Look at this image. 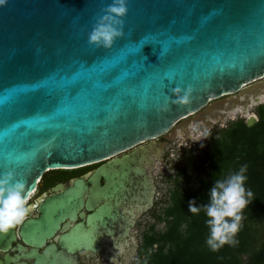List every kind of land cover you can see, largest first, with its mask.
<instances>
[{
    "label": "water",
    "instance_id": "95a60500",
    "mask_svg": "<svg viewBox=\"0 0 264 264\" xmlns=\"http://www.w3.org/2000/svg\"><path fill=\"white\" fill-rule=\"evenodd\" d=\"M111 2L0 5V173L13 172L31 193L49 170L108 159L53 187L39 208L41 239L101 199L118 205L132 195L143 203L139 211L147 210L157 186L146 167L162 160L166 144L155 138H175L178 129L188 133L192 124L210 126L238 107L247 112L264 102V0H128L124 35L110 48L89 44L88 33ZM104 68L114 72L102 79ZM45 78L46 91L4 100L6 90ZM189 85L190 101L174 103L172 89ZM258 119L252 113L246 123ZM111 208L103 204L88 219L101 223ZM88 233L67 238L94 248L96 236ZM64 263L54 248L50 264Z\"/></svg>",
    "mask_w": 264,
    "mask_h": 264
},
{
    "label": "trees",
    "instance_id": "16d2710c",
    "mask_svg": "<svg viewBox=\"0 0 264 264\" xmlns=\"http://www.w3.org/2000/svg\"><path fill=\"white\" fill-rule=\"evenodd\" d=\"M255 111L259 119L252 126L238 118L210 135L203 146L185 151L176 165L168 203L162 212L152 210L156 219L143 233L135 264H264V102ZM242 165H247L245 183L254 193L253 200L243 209L238 243L212 251L206 244L208 226L202 206L208 203L214 180ZM193 198L201 206L198 214L188 211ZM161 221L165 228L158 230Z\"/></svg>",
    "mask_w": 264,
    "mask_h": 264
},
{
    "label": "flooded vegetation",
    "instance_id": "af4514ba",
    "mask_svg": "<svg viewBox=\"0 0 264 264\" xmlns=\"http://www.w3.org/2000/svg\"><path fill=\"white\" fill-rule=\"evenodd\" d=\"M213 101L215 100L211 102ZM191 116L179 120L177 124ZM199 124L206 126L203 122ZM177 131H181V129ZM182 132L185 135L189 133ZM154 140L166 142L162 152L163 160L171 138H166L162 135ZM107 160L83 166L84 168L78 172H74V170H78L77 168L53 169L45 172L28 198V202L35 204L36 207L22 224L10 229L8 233L0 235V264H50L54 248L56 252L59 251L63 254L64 264H128L133 256L138 253V250L140 251L143 233L146 229L142 232L141 238L137 234V229L144 224L143 217L147 213L152 212L156 204V193L154 204L147 210L139 211L143 203L135 200L132 195L122 198L118 205L116 204L117 200L101 199L93 209L85 205L82 208L83 216L78 215L73 220L67 218L62 221L60 227L52 235L45 236L43 239L36 235L37 228L42 227L44 223L42 220L39 221L41 219L40 205L47 196L55 193L53 187L59 183L67 186L71 178L81 177L84 173L94 170L99 164ZM162 160L155 161L160 162ZM146 168L147 171H151L149 166ZM153 180L155 182L154 176ZM104 182V178H101V184H104ZM108 202H111L112 214L106 215V218L101 223L99 222L100 220L96 221V225L94 222H90L88 216ZM79 223L84 226L82 231L80 227L76 229V225ZM71 231L74 234L86 232L87 235H89L88 231H90L95 234L98 244L94 248H86L80 242L72 245L67 238L68 233ZM72 246L74 248L73 251Z\"/></svg>",
    "mask_w": 264,
    "mask_h": 264
},
{
    "label": "clouds",
    "instance_id": "9594fccd",
    "mask_svg": "<svg viewBox=\"0 0 264 264\" xmlns=\"http://www.w3.org/2000/svg\"><path fill=\"white\" fill-rule=\"evenodd\" d=\"M6 0H0V5ZM103 14L94 23L88 33L89 44L110 48L114 41L124 35L123 17L128 12V0H112L103 7ZM183 94L181 95V92ZM192 91L189 85L186 89L176 86L172 92L176 94L174 103H188ZM210 133L206 130L203 138ZM203 146V145H201ZM247 165H242L238 171L223 179H216L208 190V203L203 205L205 224L208 226L206 244L212 251H217L225 244L235 245V239L241 227L242 213L253 200L254 193L246 187ZM11 171L0 173V235L22 224L36 207L30 204L31 195L26 191V181L15 179ZM201 206L196 198L188 201V211L198 214Z\"/></svg>",
    "mask_w": 264,
    "mask_h": 264
},
{
    "label": "rangeland",
    "instance_id": "374dc122",
    "mask_svg": "<svg viewBox=\"0 0 264 264\" xmlns=\"http://www.w3.org/2000/svg\"><path fill=\"white\" fill-rule=\"evenodd\" d=\"M256 106L257 105H253L249 107L247 112H245L241 107H238L231 111L225 119L215 121L212 126L193 124L191 125L190 132L187 135L178 131L177 136L175 138H171L167 147L165 158L160 162L155 161L151 167V172L153 173L155 184L157 185L154 213L162 212L163 208L168 203L169 190L173 186V180L176 174V165L182 160L185 151L203 144L210 135L217 134L218 130L226 126L229 122L238 118H245L246 120L249 114L256 113ZM206 130L210 133V135L207 138H203V133ZM182 162H184V160ZM154 213H147L143 217L144 224L137 229V234L140 238L142 236V232L145 229H148L150 224L155 221L156 217L154 216ZM164 228V222L161 221L156 224V229L163 230ZM140 256L141 254L138 250V253L133 256L128 264H135L139 260Z\"/></svg>",
    "mask_w": 264,
    "mask_h": 264
},
{
    "label": "snow or ice",
    "instance_id": "6c2138e0",
    "mask_svg": "<svg viewBox=\"0 0 264 264\" xmlns=\"http://www.w3.org/2000/svg\"><path fill=\"white\" fill-rule=\"evenodd\" d=\"M103 63V60L97 62ZM91 65L84 66V69L90 68ZM114 68H104L101 70V78L109 77L113 74ZM48 89V78L41 79L35 83L28 85H20L6 90L7 95L4 97L5 101H21L34 96L37 92L46 91ZM73 92L75 89L72 90ZM71 94V92L69 93Z\"/></svg>",
    "mask_w": 264,
    "mask_h": 264
}]
</instances>
